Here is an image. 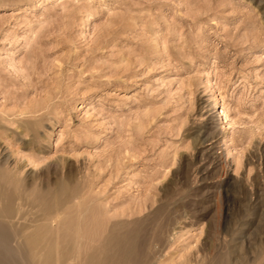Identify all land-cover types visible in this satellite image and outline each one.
Instances as JSON below:
<instances>
[{
  "label": "rangeland",
  "instance_id": "1",
  "mask_svg": "<svg viewBox=\"0 0 264 264\" xmlns=\"http://www.w3.org/2000/svg\"><path fill=\"white\" fill-rule=\"evenodd\" d=\"M0 167L70 196L0 264H264V0H0Z\"/></svg>",
  "mask_w": 264,
  "mask_h": 264
},
{
  "label": "bare ground",
  "instance_id": "2",
  "mask_svg": "<svg viewBox=\"0 0 264 264\" xmlns=\"http://www.w3.org/2000/svg\"><path fill=\"white\" fill-rule=\"evenodd\" d=\"M16 176L17 171H11L6 168L2 169L0 167V228L7 227L13 232L12 237L0 232V247H5V245H9L10 243H14L15 247H19L22 245L21 239L27 240V242L35 247L38 245V238L43 230L48 226L58 227L60 225L61 221L59 220H61V215L59 212H62L61 209L66 204L65 200H68L70 197L68 196L69 190L63 185L58 190L46 189L43 191L36 188H25L23 181L19 180ZM11 188L18 190L16 192H9ZM58 215H60V219H58ZM109 247L106 252H108L107 258L110 262L115 260L120 264H127V252L122 254L121 257L118 256L120 255L119 250L122 246L115 244L114 246L109 245ZM45 253L46 256L50 255V251ZM3 260L0 258V262ZM141 264H145V261L141 262ZM149 264H160L159 256L155 255L153 261Z\"/></svg>",
  "mask_w": 264,
  "mask_h": 264
}]
</instances>
